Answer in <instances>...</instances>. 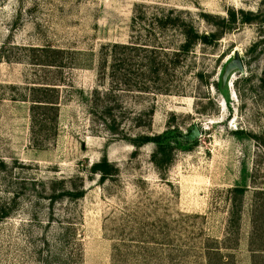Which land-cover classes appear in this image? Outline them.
I'll return each instance as SVG.
<instances>
[{"label": "rangeland", "instance_id": "rangeland-1", "mask_svg": "<svg viewBox=\"0 0 264 264\" xmlns=\"http://www.w3.org/2000/svg\"><path fill=\"white\" fill-rule=\"evenodd\" d=\"M190 27L219 40L177 55L160 84L172 93L122 95L119 138L98 128L103 48L176 50ZM41 48L72 64L37 148L18 98ZM0 163V264H264V0H0Z\"/></svg>", "mask_w": 264, "mask_h": 264}, {"label": "trees", "instance_id": "trees-1", "mask_svg": "<svg viewBox=\"0 0 264 264\" xmlns=\"http://www.w3.org/2000/svg\"><path fill=\"white\" fill-rule=\"evenodd\" d=\"M230 17L231 20L234 19L233 14ZM183 36L185 43L176 50L159 47L158 44L150 47L141 43H115L103 48L98 63L99 85L90 95V107L98 128L105 131L112 139L119 138L125 121L122 95L139 92L150 82L161 86L156 89V94L172 93L171 87L160 84L163 80L162 76L166 75L169 67L176 64L177 55L188 53L190 46L195 42L205 45L211 40H219V36L215 33L199 36L191 30V27L189 32L183 31ZM35 50L42 55L33 58L30 65L41 69L42 74L34 75L31 79L32 82L27 83L25 89L28 95H20L18 99L28 102L30 105L33 143L38 148L55 136L57 132L60 108L59 84L65 82L63 70L72 64V60L69 61L65 57L67 55L65 51L49 48ZM233 59L232 61H234ZM169 133L166 131L151 139L156 145L155 157L157 160L156 158L154 160L156 166H161L166 160L164 153L166 149H169V146L164 143ZM121 138L131 144L137 142L136 139H127L125 136H121ZM3 166V163H0V167L3 168ZM91 171L100 174L101 179L111 175L106 161L92 165ZM77 196L81 197L82 195L81 193L74 194V197ZM0 214L4 215L5 209L0 210Z\"/></svg>", "mask_w": 264, "mask_h": 264}, {"label": "water", "instance_id": "water-1", "mask_svg": "<svg viewBox=\"0 0 264 264\" xmlns=\"http://www.w3.org/2000/svg\"><path fill=\"white\" fill-rule=\"evenodd\" d=\"M233 62H232V64L234 65V66H236L240 71L242 70V67H241V65H240V63H239V57H238V54H237V52H234V54H233Z\"/></svg>", "mask_w": 264, "mask_h": 264}]
</instances>
